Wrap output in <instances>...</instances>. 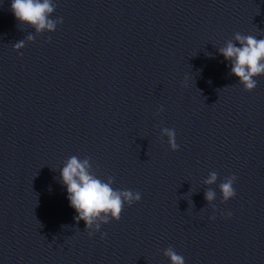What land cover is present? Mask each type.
Here are the masks:
<instances>
[{
    "label": "water",
    "instance_id": "1",
    "mask_svg": "<svg viewBox=\"0 0 264 264\" xmlns=\"http://www.w3.org/2000/svg\"><path fill=\"white\" fill-rule=\"evenodd\" d=\"M55 3L63 24L40 35L0 0V264H171L169 247L186 264H264V77L246 92L218 51L264 38V0ZM73 155L142 194L106 238L58 182Z\"/></svg>",
    "mask_w": 264,
    "mask_h": 264
},
{
    "label": "clouds",
    "instance_id": "2",
    "mask_svg": "<svg viewBox=\"0 0 264 264\" xmlns=\"http://www.w3.org/2000/svg\"><path fill=\"white\" fill-rule=\"evenodd\" d=\"M11 11L20 26L30 27L40 35L46 32L54 33L57 26L63 24L62 17L52 18L56 11L55 0H11ZM28 40L33 41L34 37L30 35ZM24 47L23 41L14 46L17 52ZM218 51L225 61L229 62L230 75L238 78V82L243 85L246 92H253L258 86L257 78L264 77V38L237 32L233 39L227 40L223 46L218 47ZM187 82L186 77L184 83L187 84ZM161 137L168 138L172 151L179 150L174 128H162ZM59 172L58 182L66 189L69 206L76 213L74 219L85 222L90 237L101 233V238H106L107 233L101 232L102 226L112 221L119 222L125 205L132 207L142 200V194L139 191L114 188L113 177L109 176L104 180L96 175L90 158L81 159L75 155L70 156ZM218 179V173L212 171L204 183L212 186L217 184ZM236 179V176L232 175L219 184L222 202L226 203L236 197L234 188ZM205 196L214 205L215 190L209 187ZM227 217L231 218L232 213L228 212ZM164 255L169 258L171 264H186L184 257L172 247L167 248Z\"/></svg>",
    "mask_w": 264,
    "mask_h": 264
}]
</instances>
